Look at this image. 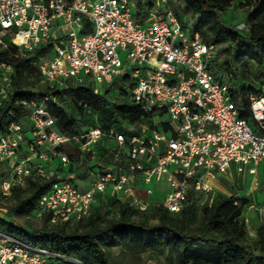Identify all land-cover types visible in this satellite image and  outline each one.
I'll use <instances>...</instances> for the list:
<instances>
[{
    "label": "built area",
    "instance_id": "2783aa9c",
    "mask_svg": "<svg viewBox=\"0 0 264 264\" xmlns=\"http://www.w3.org/2000/svg\"><path fill=\"white\" fill-rule=\"evenodd\" d=\"M158 4L141 22L135 0H0V51L10 44L30 53L45 49L34 65L51 86L73 80L94 85L99 94L127 78L133 101L145 113L170 118L158 124L153 117L152 125L140 131L124 124L123 131L87 126L66 133L56 124V96L24 98L19 105L28 110V123H18L10 111L0 134V162L10 169L1 185L6 198L30 178L55 177L37 216L50 214L54 224L75 223L91 214L99 194L147 211L151 206L138 194L140 181L158 186L166 177L170 192L162 204L178 214L190 192L215 195L212 183L233 174L258 176L264 163V84L260 93L247 96L251 125L241 118L244 109L233 99L235 87L217 80L212 70L217 47L184 28L174 13H161ZM85 29L90 32L82 34ZM13 75V64L0 62V108L11 98ZM103 146L108 151L100 157ZM67 148L77 150L84 178L76 171L56 173L59 166L73 165ZM98 160V179L86 183L89 169L93 176L91 163ZM255 184L257 190L260 183ZM0 264L59 263L6 235L0 237Z\"/></svg>",
    "mask_w": 264,
    "mask_h": 264
},
{
    "label": "trees",
    "instance_id": "16d2710c",
    "mask_svg": "<svg viewBox=\"0 0 264 264\" xmlns=\"http://www.w3.org/2000/svg\"><path fill=\"white\" fill-rule=\"evenodd\" d=\"M136 16L143 22L142 15L161 2L157 0H135ZM184 4L183 12L166 9L162 12L175 14L184 28L199 32L208 45H221L224 42L234 43V58L239 60L246 52L259 66L260 73L254 82H246L234 61L225 60L219 63L217 56L213 61L212 70L226 76V81L233 85L232 96L243 108L241 118L251 125L254 119L248 109L247 96L251 92L260 93L264 84V0H244L243 5L249 8L244 30L225 25L224 14L238 0H180ZM170 0L166 1V6ZM169 7V6H168ZM190 11L193 15L191 25L184 22V15ZM90 30H83L85 34ZM245 51V52H244ZM45 49L35 53L20 51L10 44L6 51H0V62H9L14 66V89L11 98L0 108V134L6 130L8 113H15L18 123L27 124L28 110L19 105L27 97H42L52 93L59 105L55 108L56 124L62 132H74L87 127L83 117L99 116L101 128L120 129L124 124L135 125L154 115L145 113L131 97V86L120 88L117 98L113 101L108 96L113 88L94 93V85L77 84L73 80L64 84L51 86L43 77L34 62L45 54ZM218 55V54H217ZM233 68L235 72H233ZM237 75V78L235 77ZM127 78H123L124 84ZM236 81V82H235ZM168 130V127H164ZM108 148L100 149L102 157ZM73 165L66 170L60 166L56 173L77 172L75 163L78 154H70ZM77 158V159H76ZM84 169V168H83ZM90 169L87 174L90 173ZM7 178V177H6ZM4 176H0V209L2 201H8L5 217H0V234L9 235L53 256L59 264H112L109 252L114 248L130 250L133 254L153 252L158 256H166L170 264H264V228L258 231L257 238L250 235L244 210L248 202L236 196L227 197L223 194L205 195L202 192H190L188 201L178 214L170 212L164 205L151 206L142 212L129 202H123L117 196L99 194L93 205L91 214L78 222H51V215L45 214L39 221L40 228H30L16 220L37 217V207L42 195L49 189L56 178L45 179L39 176L30 178L25 187H14L13 195L6 198L1 190ZM116 211L111 218L104 217L103 207ZM153 207V208H152ZM260 254H256V249Z\"/></svg>",
    "mask_w": 264,
    "mask_h": 264
},
{
    "label": "rangeland",
    "instance_id": "374dc122",
    "mask_svg": "<svg viewBox=\"0 0 264 264\" xmlns=\"http://www.w3.org/2000/svg\"><path fill=\"white\" fill-rule=\"evenodd\" d=\"M244 0H238L232 7L224 14V23L226 26L235 29L239 24L246 23V16L248 14L249 8L245 7L243 5ZM169 6V7H168ZM168 6H166V2H161L160 5V12H164L166 9L171 10H178L179 12H183L184 4L180 0H170L168 3ZM193 21V15L190 11H187L184 15V22L191 25ZM247 24V23H246ZM235 46L234 43L230 42H224L221 45H218L216 48L217 52V59L219 63L225 62V60L234 61L232 64H234V68H238L240 72L242 73V76L245 79L246 82H254L257 80V75L260 73L259 66L255 60L251 58V53L248 51L246 53H243L239 60H236L234 56H236V51H233L232 57L231 53L233 50V47ZM245 52V51H244ZM122 59L124 62H127V55L122 54ZM233 68V72H235V69ZM132 72V69H130ZM227 74L219 75L217 77H220L217 80L226 79ZM235 77L237 78V75L235 74ZM236 82V81H235ZM128 86L124 84V81L121 80V83L116 85L112 91L111 94L108 96L109 100L113 101L119 94L120 88H127ZM154 119L159 124L161 122L169 121L170 118L168 117H162L160 114H156L154 116ZM83 124L86 126H93V127H101L102 121L99 119V116H86L82 119ZM153 121L151 120H142L134 125L135 129L137 131L142 130L144 127H148L152 125ZM126 129L125 126H122L119 130L123 131ZM126 133L127 137H131L134 135V133H130L127 131H124ZM66 152L68 154L77 155V150L75 148H67ZM77 159V158H76ZM100 163V160L93 161L91 163V166L94 167L93 169V176L89 173V178H85V182H91L98 179V173L100 172V169L98 167V164ZM56 165L59 164V161H56ZM79 163L75 164L78 165ZM85 166H81L79 168L80 171ZM9 167L7 164L0 162V176H4L5 178L9 175ZM91 177V178H90ZM257 178V179H255ZM258 180L260 183V187L256 191H252V187H257L255 182ZM224 183V182H223ZM224 190L229 192V195L227 196H236V197H242L243 200H246L248 202L247 206L244 210V218H248L249 223L248 229L250 232V235L253 239L257 238L258 231L261 228H264V163L261 164L260 169L258 171V176L250 175L248 173L243 175H235L234 176V182L233 184H226L223 185ZM4 208L0 209V217H5L7 210L5 207L9 205L8 201L3 200L2 201ZM254 204V208L250 209V205ZM153 208V207H152ZM102 213L104 217L111 218L115 216L116 211L105 206L102 208ZM263 213V215H262ZM15 223H20L21 225H25L26 227H30L33 229L40 228L42 226V223L39 221V218L35 217H29L22 220H16ZM6 236L0 234V237ZM256 254H260V249H256ZM112 264H170L168 261H166V256H158L153 252H146V253H137L133 254L130 250H124L121 248H114L109 252Z\"/></svg>",
    "mask_w": 264,
    "mask_h": 264
},
{
    "label": "crops",
    "instance_id": "0c3cea01",
    "mask_svg": "<svg viewBox=\"0 0 264 264\" xmlns=\"http://www.w3.org/2000/svg\"><path fill=\"white\" fill-rule=\"evenodd\" d=\"M260 169V168H259ZM84 171H80V174H83ZM236 174H233L232 177L229 180L224 181L226 184H233L234 182V176ZM256 179V178H255ZM224 183H212L213 187L215 188V195L216 194H223L225 196L229 195V192L224 190L223 185ZM252 191H256L255 187H252ZM137 190L138 194L142 201L148 203L150 206L161 204L164 199L166 198L167 194L170 192V186L168 185L166 177L162 179V182L157 186L156 184H147L144 182H138L137 183ZM149 190H152L153 193L149 194ZM230 197V196H227ZM242 198V197H239ZM254 204L250 205V209L254 208ZM248 220V218H247ZM249 223V220H248Z\"/></svg>",
    "mask_w": 264,
    "mask_h": 264
},
{
    "label": "water",
    "instance_id": "95a60500",
    "mask_svg": "<svg viewBox=\"0 0 264 264\" xmlns=\"http://www.w3.org/2000/svg\"><path fill=\"white\" fill-rule=\"evenodd\" d=\"M39 252H42V251L39 250Z\"/></svg>",
    "mask_w": 264,
    "mask_h": 264
}]
</instances>
